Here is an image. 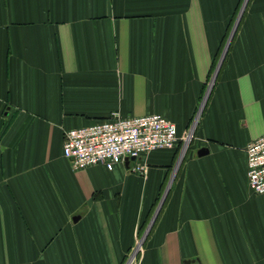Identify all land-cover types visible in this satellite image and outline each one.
<instances>
[{
    "label": "crops",
    "instance_id": "1",
    "mask_svg": "<svg viewBox=\"0 0 264 264\" xmlns=\"http://www.w3.org/2000/svg\"><path fill=\"white\" fill-rule=\"evenodd\" d=\"M240 1L0 0V264H124L150 221L134 264H264L245 156L264 134V0L230 32ZM199 106L182 158L63 156L66 131L112 113L181 135Z\"/></svg>",
    "mask_w": 264,
    "mask_h": 264
},
{
    "label": "built area",
    "instance_id": "2",
    "mask_svg": "<svg viewBox=\"0 0 264 264\" xmlns=\"http://www.w3.org/2000/svg\"><path fill=\"white\" fill-rule=\"evenodd\" d=\"M203 101L204 98L202 103ZM200 107L181 135L176 132L174 123L158 114L122 118L119 114L112 113L107 120L66 131L62 146L63 156L70 161L75 171L96 165L112 170L126 159L137 162L153 151L172 149L178 144L179 158H182L194 139ZM245 153L248 185L254 195H264V134L250 141ZM146 169L145 164L137 163L129 171L144 174ZM148 230L149 228L144 236L136 240L127 264L136 262L137 254L141 251V240Z\"/></svg>",
    "mask_w": 264,
    "mask_h": 264
},
{
    "label": "rangeland",
    "instance_id": "3",
    "mask_svg": "<svg viewBox=\"0 0 264 264\" xmlns=\"http://www.w3.org/2000/svg\"><path fill=\"white\" fill-rule=\"evenodd\" d=\"M246 1H247V2H246ZM249 1H250V0H241V1H240L239 5H238V7H237V10H236V12H235V15H234V19H233V22H232V25H231V28H230V32H231L232 30H234L235 28H236V29L238 28V24H239V22H240L239 16H240L241 14L244 13V10H245V8H246L245 6L248 5ZM245 2H246V5H245ZM244 5H245V6H244ZM243 6H244V7H243ZM225 48H227L226 40L224 41V43H223V45H222V48H221L222 50H221V51L225 50ZM220 58H221V55L218 57V62H219ZM210 85H211V83H210ZM210 85L208 84V86H207L206 89H208V88L210 87ZM160 204H161V201H159L158 204L156 205V208L154 209L153 217L155 216V214H156V212H157V210H158ZM150 224H151V221H150V223L144 224V226H143V228H142V231H141V233H140V237H141V236H144L145 231L149 228ZM127 259H128V258H127ZM124 264H127V261H125ZM133 264H134V263H133Z\"/></svg>",
    "mask_w": 264,
    "mask_h": 264
},
{
    "label": "water",
    "instance_id": "4",
    "mask_svg": "<svg viewBox=\"0 0 264 264\" xmlns=\"http://www.w3.org/2000/svg\"><path fill=\"white\" fill-rule=\"evenodd\" d=\"M247 2V1H246ZM246 2H245V5H246ZM244 5V6H245ZM243 6V7H244ZM241 17V15L239 16V18ZM207 153V150H205V149H201L199 152H198V156L200 157V156H202V155H204V154H206ZM131 160H133V159H131ZM131 160H128V159H126V160H124L126 163H128L129 161H131ZM186 264H190V262H186Z\"/></svg>",
    "mask_w": 264,
    "mask_h": 264
},
{
    "label": "trees",
    "instance_id": "5",
    "mask_svg": "<svg viewBox=\"0 0 264 264\" xmlns=\"http://www.w3.org/2000/svg\"><path fill=\"white\" fill-rule=\"evenodd\" d=\"M237 10V9H236Z\"/></svg>",
    "mask_w": 264,
    "mask_h": 264
}]
</instances>
